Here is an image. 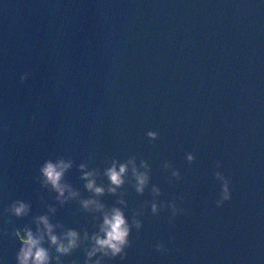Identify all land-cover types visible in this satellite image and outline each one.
Segmentation results:
<instances>
[{
	"label": "water",
	"instance_id": "water-1",
	"mask_svg": "<svg viewBox=\"0 0 264 264\" xmlns=\"http://www.w3.org/2000/svg\"><path fill=\"white\" fill-rule=\"evenodd\" d=\"M129 156L138 170L140 159L149 164V186L135 192L129 165L109 193L105 170ZM57 159L71 162L63 182L78 192L63 204L38 179ZM89 171L103 195L84 187ZM215 171L230 181L220 207ZM153 184L158 203L174 199L184 212L169 223L170 209L153 216L145 206L125 259L107 264H264V0H0V264H16L12 230H34L36 215L90 248L103 214L80 201L130 217ZM17 199L30 205L27 217L3 213ZM85 258L76 249L62 259Z\"/></svg>",
	"mask_w": 264,
	"mask_h": 264
},
{
	"label": "clouds",
	"instance_id": "clouds-1",
	"mask_svg": "<svg viewBox=\"0 0 264 264\" xmlns=\"http://www.w3.org/2000/svg\"><path fill=\"white\" fill-rule=\"evenodd\" d=\"M30 73L24 72L20 75L19 79L21 83H24ZM146 136L150 141L158 139V133L155 131H147ZM187 162L191 163L194 160V156L191 153L185 154ZM135 156H129L126 162L121 163L117 170L116 162L113 160L112 167L105 170V175L110 182L107 189L109 193H115L116 189L121 187L125 183V175L129 171V165L131 167V176L134 179L133 187L137 194H143L145 189L149 186L150 181V166L144 160H139V168L143 171L138 170L135 161ZM71 167V162H65L63 159H57L55 163L51 160H45L38 168L39 181L42 186H50L51 190L57 193L56 199L64 203L69 197H77L78 192L72 189V186L64 181V174L67 169ZM81 168L84 165H80ZM163 169L168 170L171 165L168 161L163 164ZM220 167V162H216V168ZM95 171L85 172L82 179L86 180L84 187L93 193L95 196L103 195L105 189L103 187L96 186L94 176ZM214 178L220 183V192L218 193V199L215 204L217 207L222 206L225 201H228L230 197V181L220 171L214 172ZM171 178L176 181L181 179L180 172L176 169L171 171ZM172 179H169V183ZM68 191V197L65 196V191ZM152 200L145 201L140 205L139 209H133L130 217H126L124 209L120 207H111L110 210L105 211V205L100 203L96 199H84L80 201L81 206L84 209H94L100 211L103 214V222L99 225V232L94 233L91 237V247L84 245V242L79 240L78 232L74 229H68L62 232L60 235L54 233V228L62 226L59 224H53L49 222V217L46 215H36L31 218V224L35 225V229L25 225L22 229L13 228L12 234L19 242V250L16 252L15 260L16 264H51V261L55 260L56 264H63V257L69 256L76 249H82L85 253L86 258L83 264H89L92 257L96 256L97 253L101 255L96 258L92 264H107V261L113 260L117 257L122 261L126 256V249L131 246L129 240L132 229H136L137 232L142 227V222L138 218L144 214V207L148 206L153 216L157 215L164 209L171 210V217L169 223L172 222V218L178 214H182L184 209L177 207L175 200L168 202L160 201L157 202V197L161 195L160 188L153 184L150 188ZM118 204L124 205L127 208L125 201L120 199L117 201ZM30 205L21 200H13L7 207L3 209V213L10 215L17 219L28 216ZM50 212H54V208L48 209ZM5 234H7L5 230ZM45 236L48 238L49 246H55L56 256H53L50 251V247H44ZM88 233L85 231L84 240H88ZM171 237L169 242H171ZM157 252L166 251L164 245L161 242H157L154 245Z\"/></svg>",
	"mask_w": 264,
	"mask_h": 264
}]
</instances>
